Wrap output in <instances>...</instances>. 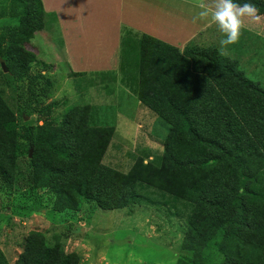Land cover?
I'll return each instance as SVG.
<instances>
[{
  "label": "rangeland",
  "instance_id": "rangeland-1",
  "mask_svg": "<svg viewBox=\"0 0 264 264\" xmlns=\"http://www.w3.org/2000/svg\"><path fill=\"white\" fill-rule=\"evenodd\" d=\"M11 5L10 0L0 1V90L15 114L14 135L0 130V152L6 155L4 160L0 158L6 175V182L0 179V248L9 264L17 263L29 239L51 247L59 260L71 256V264H178L182 256L190 257L183 248L190 237L187 223L173 216L167 205L142 202L105 209L86 199L77 209L60 208L70 204L60 196L63 192L78 203L73 188L83 176L90 175V184L96 186L105 174L110 190L119 184L109 177L112 173L123 174L121 181L143 176L147 166H152V157H146L145 152L153 156L163 152L170 125L141 104L120 78L116 82L111 75L88 74L82 78L72 74L56 17L43 14L37 7V21L28 16L21 21L12 16ZM214 33L211 29L209 37L202 36L189 45L219 48L223 37ZM250 39V53L239 58L240 68L262 82L259 68L264 70V37L244 32L235 44L239 50L227 57L238 58ZM10 49L18 53L20 70H27L24 78L18 77L15 65H8ZM30 88L37 94L33 95ZM51 103L54 107L48 114L32 112ZM45 121L64 131V137L74 144V152L82 157L83 166L78 161L74 172L53 177L45 188L33 189L23 135L29 125ZM54 164L64 170L73 165L66 160ZM151 169L162 179L174 175L165 169ZM179 175L176 184L169 178L173 189L193 179L189 172ZM103 202L107 203L106 198ZM253 220L256 231L245 235L260 243L258 248L264 253V206H256ZM224 248L230 249L236 264H253L258 253L256 247ZM230 255L215 260L225 264V257Z\"/></svg>",
  "mask_w": 264,
  "mask_h": 264
},
{
  "label": "trees",
  "instance_id": "trees-1",
  "mask_svg": "<svg viewBox=\"0 0 264 264\" xmlns=\"http://www.w3.org/2000/svg\"><path fill=\"white\" fill-rule=\"evenodd\" d=\"M10 2L12 16L21 21L24 16L37 21V7L47 14L42 0ZM235 2L243 4L246 0ZM250 2L264 14V0ZM129 32L126 30L128 34L122 39L118 71L92 74L111 75L116 82L120 78L141 104L170 125L163 152L154 156L145 154L152 157L155 172L165 169L167 174L174 175L162 179L151 173L150 166L143 176L127 181L119 179L123 174L112 173L109 177L119 184L111 190L106 186L105 174L96 186L90 184L93 183L90 175H86L73 188L78 203L63 192L60 196L70 204H62L60 208L77 209L86 199L105 209L142 202L167 205L171 214L184 219L190 230L183 248L191 256H182L178 264H219L217 257L231 253L224 247H256L258 253L253 264H264V253L258 248L261 244L245 235L256 231L253 220L256 206H264V79L257 81L240 68L242 53L232 59L221 56L216 46L201 48L190 43L181 51L149 34L135 36ZM17 54L15 49L9 50L8 65H15L18 77L24 78L27 70H20ZM261 67L259 72L264 78ZM29 90L33 95L38 92L35 88ZM53 107L51 103L32 112L48 114ZM14 119V111L0 90V130L14 135ZM55 128L45 121L29 125L23 135L28 144V177L33 189L45 188L53 177L74 172L78 161L83 166L82 157L74 152V144L64 137V131ZM1 157L4 160L6 155L0 152ZM62 160L73 163L72 167L64 170L54 164ZM185 172L193 175V179L173 189L169 178L176 184L179 174ZM0 179L6 182L1 162ZM28 242L16 264H71V256L59 260L51 247L34 239ZM36 244L40 246L31 250V245ZM225 259V264H236L231 255ZM0 264H9L1 248Z\"/></svg>",
  "mask_w": 264,
  "mask_h": 264
},
{
  "label": "crops",
  "instance_id": "crops-1",
  "mask_svg": "<svg viewBox=\"0 0 264 264\" xmlns=\"http://www.w3.org/2000/svg\"><path fill=\"white\" fill-rule=\"evenodd\" d=\"M47 15L56 17L59 33L75 73L118 71L122 39L129 30L132 35L149 34L178 48L210 36L223 37L215 24L192 22L199 12V0H42ZM211 4L212 0H204ZM244 32L264 37V22L246 21ZM208 36V37H209ZM263 36V37H262ZM242 37V36H241ZM242 52L250 53V43ZM239 49L229 46V53ZM250 58V56H249ZM91 72V73H89Z\"/></svg>",
  "mask_w": 264,
  "mask_h": 264
},
{
  "label": "clouds",
  "instance_id": "clouds-1",
  "mask_svg": "<svg viewBox=\"0 0 264 264\" xmlns=\"http://www.w3.org/2000/svg\"><path fill=\"white\" fill-rule=\"evenodd\" d=\"M196 6L200 10L193 16L192 22L195 24L198 21H208L215 24L223 34L218 50L221 56L229 55V46L239 43L242 30L247 26L246 21L256 24L264 22V14L250 0L243 4L235 0H212L211 4L199 0Z\"/></svg>",
  "mask_w": 264,
  "mask_h": 264
}]
</instances>
